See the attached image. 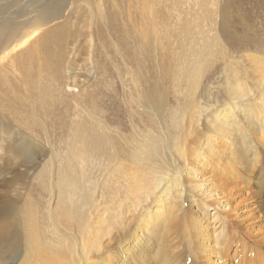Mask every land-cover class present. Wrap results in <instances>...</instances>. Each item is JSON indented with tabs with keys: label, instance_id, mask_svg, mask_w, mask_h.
<instances>
[{
	"label": "rangeland",
	"instance_id": "rangeland-1",
	"mask_svg": "<svg viewBox=\"0 0 264 264\" xmlns=\"http://www.w3.org/2000/svg\"><path fill=\"white\" fill-rule=\"evenodd\" d=\"M218 1L228 3L215 22L223 25L224 43L195 91L200 107L213 103L211 94L233 69L248 72L252 59H264V0ZM197 2L0 0V52L37 28L33 42L55 30L0 64V264L27 258L25 219L32 207L45 216L54 204L55 173L76 127L113 142L110 156L87 167L93 192L117 180L119 162L133 170L129 158L145 139H160L171 157L170 119L189 93L179 45L190 40L182 32L191 25L196 39L211 36L209 23L195 20ZM40 14L51 22H35Z\"/></svg>",
	"mask_w": 264,
	"mask_h": 264
},
{
	"label": "bare ground",
	"instance_id": "bare-ground-1",
	"mask_svg": "<svg viewBox=\"0 0 264 264\" xmlns=\"http://www.w3.org/2000/svg\"><path fill=\"white\" fill-rule=\"evenodd\" d=\"M197 3L195 20L207 21L211 36L202 42L187 24L182 32L190 40L179 45L189 93L170 119L171 157L160 139H145L129 158L133 170L119 162L117 180L93 192L87 167L109 155L113 142L76 127L46 217L26 206L28 256L21 264H264V59H252L248 72L233 69L211 94L213 103L200 107L195 91L208 59L221 53L223 25L215 22L228 3ZM48 17L35 22L45 26ZM39 31L3 49L0 64L55 30L33 42Z\"/></svg>",
	"mask_w": 264,
	"mask_h": 264
}]
</instances>
